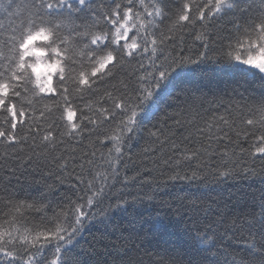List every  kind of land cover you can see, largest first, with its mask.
I'll use <instances>...</instances> for the list:
<instances>
[{"label":"snow or ice","instance_id":"snow-or-ice-1","mask_svg":"<svg viewBox=\"0 0 264 264\" xmlns=\"http://www.w3.org/2000/svg\"><path fill=\"white\" fill-rule=\"evenodd\" d=\"M225 6L233 5L0 0L8 21L0 30L9 33L0 37V264H61V245L86 219L128 202L117 184L139 178L155 190L176 181L264 178V9L243 26H212ZM192 66L201 68L195 83ZM161 96L172 103L157 117ZM134 145L136 159L156 165L143 169L147 177L126 174L136 167ZM161 164L164 180L152 175ZM176 198L186 200L190 218L215 208L196 238L239 236L243 250L229 253L230 264H264V231L256 227L264 229V194L253 197L258 211L232 216L226 207ZM48 248L52 258H38ZM152 264L211 262L177 255Z\"/></svg>","mask_w":264,"mask_h":264},{"label":"trees","instance_id":"trees-1","mask_svg":"<svg viewBox=\"0 0 264 264\" xmlns=\"http://www.w3.org/2000/svg\"><path fill=\"white\" fill-rule=\"evenodd\" d=\"M91 2L94 5L110 4L111 0H91ZM230 2L232 7L225 6L211 17L212 26L223 25L229 29L234 24L243 26L249 19L254 18L255 13L264 9V0H230ZM7 23L3 14H0V24L7 25ZM8 34L0 30V37H7ZM207 67L217 68L216 65ZM219 67H232V65ZM187 73L193 83L201 79L200 67L192 66ZM228 76L227 73H219L221 79L227 80ZM169 91L174 95L176 90L170 85ZM171 103L172 100L168 96L158 97L154 105L159 108L156 116L162 115ZM141 124L149 126V122L143 119ZM139 147L134 145L132 149L136 167L130 166L126 170L129 177L137 170L141 171L143 177H147L149 174L143 169L156 167L152 158L136 159L134 154L139 151ZM160 171L167 172L162 164L152 175L160 180L166 179V174L159 175ZM121 187L123 191L120 195L127 196L128 202L111 208L104 214L86 219L71 242L61 245V264H68L73 259L77 264H152L156 257L177 255L186 261L207 255L211 264H230L229 253L243 250L239 236L226 239L220 235L214 241L207 243L196 238L201 223L212 220L217 214L216 210L209 209L207 215L200 213L190 218L186 200L181 201L176 197L195 198L205 205L226 207L228 216L245 211L255 212L258 208L253 202V197L264 194V178L240 176L223 183L207 184L197 181L191 183L176 181L155 190L150 185H141L138 178L136 183L116 185L117 189ZM65 190L66 188L61 189V191ZM31 191L33 195L36 194V189ZM146 193L152 194L153 199L150 201L131 199L132 196L137 194L143 196ZM238 196L241 198L240 201L237 200ZM58 199L59 193H53L52 200ZM194 221L196 227H192ZM256 227L258 231H264L259 225ZM38 258L51 259L52 249H45Z\"/></svg>","mask_w":264,"mask_h":264}]
</instances>
